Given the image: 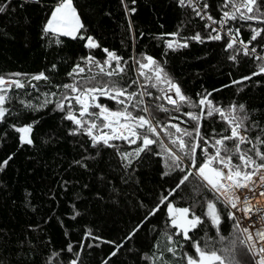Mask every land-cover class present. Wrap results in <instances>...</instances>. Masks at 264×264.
Instances as JSON below:
<instances>
[{
    "label": "trees",
    "instance_id": "trees-1",
    "mask_svg": "<svg viewBox=\"0 0 264 264\" xmlns=\"http://www.w3.org/2000/svg\"><path fill=\"white\" fill-rule=\"evenodd\" d=\"M55 2L56 0H39L38 3L35 0H11L8 10L0 13V75L22 79L26 84V77H14L11 74L22 73L31 77L44 72L49 77V81H31L37 86L36 89L28 86L10 93L13 99L6 107L12 111L6 121L0 123V163L12 156L8 166L0 171L2 264H49L53 253L60 252L63 243L81 219V207L87 200H94L118 211L128 219V225L139 223L155 207L161 195L175 187L178 175H182L175 172L169 176L163 175L167 171L164 158L154 154L160 151L155 146L153 152L142 153L141 158L134 160L131 167L124 168L114 149L92 148L87 136L70 135V130L75 125L63 119L66 113L56 110L54 103L38 111L25 108L19 103L23 99L39 105L45 99L44 93L55 92L56 96L50 97L53 101L61 99L65 93L71 96L72 93L58 86L92 75L100 82L109 79L98 74L99 70L95 65H92V71L89 72L82 57L92 55L103 62L107 58L103 49L115 52L128 64L122 74L123 78L114 76L111 79L126 84L129 78L138 77V65L134 63V58L141 59L142 54L150 55L163 65L169 76L179 84L183 94L193 101H198V94L210 92L212 95L209 99L217 106L227 108L232 104H243L245 110L241 112L237 109L236 114L248 116L245 121L249 127L246 135L253 141L258 135L264 139V132L261 131L264 129V73L253 76L251 80L232 84L233 80L258 72L262 61L256 60L255 54L244 56L242 52L236 61H232L228 57L235 54L233 50L225 51L229 27L233 30L240 28L238 39L247 42L252 35L251 28H264V23L230 21L221 31L224 37L222 40H205L204 43L188 40L187 48L171 51L166 49L160 39L162 34L179 32L180 37L188 38L200 32L202 36H207L204 25L209 23L196 16L192 8L180 6L178 0H136L134 5L131 0H123V3L121 0H73L84 24L81 34L85 37L92 36L100 45L99 48L88 49L85 47L86 39L74 40L52 34L44 36L42 29ZM205 2L209 5L206 12L219 20L223 0H199L200 5ZM125 4L129 8L135 7L136 12L126 14ZM129 20L132 21L131 29ZM164 38L173 39L171 36ZM57 39L61 41L60 44L56 43ZM251 47H256L257 54L264 56V33L249 45ZM236 48H241V45L237 44ZM53 64L56 65L54 69ZM76 64L84 67L85 72L80 76H69L68 73ZM139 79L143 83V78ZM215 89L219 91H214ZM135 90H138L136 85L129 89ZM148 91L152 96L144 98L145 104L161 123L187 121L188 117L183 115L184 112L199 111L184 105L180 112H176L166 101L155 99L161 95L157 89L149 87ZM100 102L112 109L119 107L106 97H100ZM161 103L169 108L168 113L156 109L155 106ZM76 107L78 110L79 106ZM136 114L146 115L143 112ZM174 116L179 119H171ZM12 124H34L31 133L33 144L22 145L19 133L10 127ZM180 126L191 128L192 122L180 123ZM226 127L217 115L202 120L201 131L205 136H211L213 128L220 131ZM165 142L167 143L166 138ZM115 143L128 150L136 147L132 145L129 148L122 142ZM234 143L235 141L227 142L230 147ZM249 147V144L242 145L244 149ZM261 150L264 151V146H261ZM86 156L95 157L83 160L87 167L73 163ZM196 183L194 178H190V182H186L178 190L179 194L173 202L177 207L192 206L196 214L201 215L206 210V201L212 199L213 194L203 187L196 192L193 188ZM217 207L223 209L219 203ZM76 212L80 215L72 219ZM223 214L226 217L227 209L223 210ZM205 219V225L194 233H189L194 240L200 241L201 246L207 243L210 248L217 250L225 256L226 264L229 260L238 264H254L251 254L240 243L244 238L240 231L234 229L235 221L225 218L220 226V233L217 234L210 221ZM172 231L174 230L169 227L166 209L151 217L129 241L131 248H128V260L120 251L108 259L114 250L90 238L89 244L93 245L91 249L95 253L94 264H103L105 260L108 264H153V261L155 264H164L165 260L171 264H184L179 248L176 256L166 251L167 247L175 246L166 240L165 233ZM221 235L224 240H220ZM176 239L184 243L179 238ZM233 240L234 250L225 251L233 249ZM185 250L190 253L194 251L187 244ZM145 255L152 259H144ZM59 260L63 264L61 253Z\"/></svg>",
    "mask_w": 264,
    "mask_h": 264
},
{
    "label": "snow or ice",
    "instance_id": "snow-or-ice-1",
    "mask_svg": "<svg viewBox=\"0 0 264 264\" xmlns=\"http://www.w3.org/2000/svg\"><path fill=\"white\" fill-rule=\"evenodd\" d=\"M35 2L38 3L39 0H35ZM121 2L123 3V0ZM131 3L134 5L136 0H131ZM178 3L182 7L192 8L196 16L206 19L209 23L204 25L207 36H202L200 32L188 38L180 37L179 32L162 34L160 39L163 40L166 49L171 51L187 48L189 46L188 40L197 43H204L205 40H222L224 37L221 35V31L230 21L264 23V0H223L222 16L219 20L214 19L212 15L206 12L209 7L206 2L200 5L199 0H178ZM10 5L11 0L0 2V13L6 12ZM124 6L126 14L136 12L135 7L129 8L127 4ZM12 11H15V9H12ZM213 25H219V27ZM249 27L251 28V25ZM83 28L84 24L81 22L73 0H56L42 31L44 36L52 34L56 37H70L74 40L77 38L80 40L86 39V48H99V43L92 36L85 37L81 34ZM131 28L132 21L129 20V29ZM251 31L252 35L249 41L245 42L238 39L240 28L233 30L229 27L227 29L226 35L229 39L226 41L225 51L233 50L235 53L230 55L228 59L236 61L237 56L242 52L244 56L255 54V59L262 61L258 72H253L250 76L242 77L240 80H233L232 84L251 80L253 76L264 73V56L257 54L256 47L249 48V45L264 33V28H251ZM165 36H171L173 39H165ZM177 37L180 38L176 39ZM56 43L60 44L61 41L57 39ZM237 44L241 45V48L237 49ZM103 51L107 57L103 62L96 60L92 55L81 59L88 65L89 72L92 71V65H95L99 70L98 74L109 78L107 81H96V76L92 75L71 84L58 86L72 93L71 96L65 93L61 99L53 101L50 97L56 96L55 92L44 93L45 99L39 105H33L30 101L26 102L23 99H20L19 103L25 108L37 111L47 107L50 103H54L56 110L66 113L63 119L71 121L75 125L70 130V135L87 136L91 141L92 148L107 147L114 149L123 162L122 166L124 168L131 167L134 160L141 158L142 153L153 152L155 146L160 151L154 152V154L164 158L167 171L163 175L169 176L174 172L182 174L178 175L175 187L168 190L166 194H162L155 207L150 209L143 219L125 236V242L132 240L146 221L166 209L169 227L174 230L171 233H165L166 240L169 244L175 245L166 248L168 253L176 256L179 248L182 252L181 259L184 264H226L225 256L214 248H210L207 243L201 246V242L194 240L189 233H194L205 225V218H207L219 234L220 226L223 220L227 218L235 221L234 229L240 231L244 236L240 243L251 254L254 264H264V211L254 209L250 204V197H264V151L261 150V146H264V139L258 135L253 141L246 135L249 130V127L245 124L248 116L241 117L236 114L237 109L243 112L245 106L243 104H232L227 108L217 106L212 99H209L212 95L210 92L198 94V101H193L191 97L183 94L179 84L169 76L163 65L150 55L142 54L141 59L134 58V63L138 65V77L129 78L126 84H120L119 81L111 78L114 76L123 78L122 74L125 73L128 62L109 49L105 48ZM113 62L115 63L113 64ZM55 67L56 65L53 64L52 68ZM84 72L85 68L81 67L80 64H76L68 75L80 76ZM11 75L14 77L24 76L28 82L26 84L22 79L6 78L0 75V123H4L11 114L12 110L6 107L13 99L10 93L14 90L25 89L28 86L36 89L37 86L32 84L31 81H49V77L44 72L31 77H27V74L22 73ZM140 77L143 78V83H141ZM93 81H96V83H92ZM133 85H136L138 90L129 91ZM149 87L155 88L161 93V95L155 97L157 101H166L167 104L173 106V110L176 112H180L181 107L184 105L192 109H198V112L187 111L183 113L184 116L188 117V120L180 123L187 124L191 121L192 127H181L180 123H171L170 121L161 123L157 120L144 100L145 96H152V93L148 91ZM225 87H228V85H225ZM214 91H219V89ZM100 97H106L114 101L119 107L116 109L109 108L108 105L100 102ZM76 106H79L78 110ZM155 107L165 113L170 111L162 103L157 104ZM138 112H143L146 115L136 114ZM217 115L227 127L220 131L213 128V135L205 136L201 131L202 120ZM171 119L176 120L179 117L174 116ZM33 126L34 124L10 125L15 132L19 133V141L22 145L33 144L31 138ZM261 131L264 132V129ZM224 132L230 134L224 135ZM228 141H235V143L230 147L227 144ZM115 142H122L129 148L132 145H136V147L128 150V148H122L119 143ZM244 144H249L251 147L244 149L242 148ZM210 149H214V151H210ZM96 155H99V151ZM11 159L12 156H9L0 163V171L8 166ZM86 159H95V157L86 156L82 160H76L73 163L87 167L83 163V160ZM190 178L197 181L193 185L196 192L203 187L213 194V198L206 201L204 205L206 210L201 215H197L195 208L192 206L177 207L173 202L175 196L179 194L178 190L181 189V186H185L186 182H190ZM241 189L246 190L247 194L241 193ZM170 197H172L171 200ZM218 203L223 206V209L217 207ZM224 209H227L226 217L223 214ZM233 209L241 212L243 216L238 217L232 211ZM253 213L257 214L260 227L250 231L249 227L242 226V220L244 218L250 219ZM79 215L80 213L76 212L72 219ZM90 237L100 239L99 237H93L91 230H88L83 240ZM176 238L184 243H180ZM224 239L221 235L220 240ZM83 240L79 244V250L74 249L71 243L67 245L66 251L74 256L68 261V264H82L80 256L85 247ZM102 242L115 245V250L108 259L115 256L123 247V242L119 244L114 241ZM185 244L189 245L194 251L190 253L185 250ZM232 244L233 249H225V251H233L235 240L232 241ZM87 247L92 248L93 245L88 244ZM59 257L60 252H54L49 264H60ZM144 259L149 260L152 258L145 255ZM103 264H108V261L105 260ZM153 264H155V261H153ZM164 264H171V262L165 260ZM228 264H238V262L229 260Z\"/></svg>",
    "mask_w": 264,
    "mask_h": 264
},
{
    "label": "rangeland",
    "instance_id": "rangeland-1",
    "mask_svg": "<svg viewBox=\"0 0 264 264\" xmlns=\"http://www.w3.org/2000/svg\"><path fill=\"white\" fill-rule=\"evenodd\" d=\"M81 210V219L72 229V233L60 249L63 264H68V261L74 258L72 253L66 251L67 245L71 243L74 249L79 250V244L88 230H91L93 237L100 238L96 240L111 250H115V245L103 243L102 241H114L116 244L123 242V247L119 251L125 255L127 260L130 259L128 257V248L130 249L131 246L129 241H124V238L138 223L128 225V219L124 218L118 211L109 206L102 205L99 202L97 203L94 200L84 202ZM90 238L83 240L85 247L81 251L80 256L82 264H94L95 253L93 249L87 247Z\"/></svg>",
    "mask_w": 264,
    "mask_h": 264
},
{
    "label": "built area",
    "instance_id": "built-area-1",
    "mask_svg": "<svg viewBox=\"0 0 264 264\" xmlns=\"http://www.w3.org/2000/svg\"><path fill=\"white\" fill-rule=\"evenodd\" d=\"M148 96H145L144 98H147ZM241 193L243 194H247L246 190L241 189L240 190ZM250 204L254 209H259L261 211H264V197H250ZM233 212L236 213V215L238 217H242L243 214L235 209L232 210ZM255 222V223H254ZM242 226H247L249 227L250 231H254L255 228H259L260 227V222L257 218V214L253 213V215L251 216V218H244L242 220ZM244 238V236H243Z\"/></svg>",
    "mask_w": 264,
    "mask_h": 264
}]
</instances>
